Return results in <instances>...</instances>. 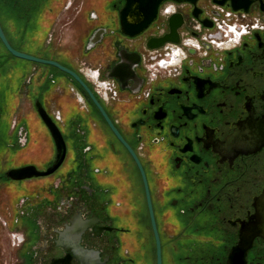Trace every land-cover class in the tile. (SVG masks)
<instances>
[{"label":"flooded vegetation","instance_id":"obj_1","mask_svg":"<svg viewBox=\"0 0 264 264\" xmlns=\"http://www.w3.org/2000/svg\"><path fill=\"white\" fill-rule=\"evenodd\" d=\"M110 1L113 18L96 12L89 0H0V25L11 46L40 59L46 57L31 49L36 39L40 51L45 42L36 22L58 5L72 12L70 24L98 25L84 49L90 64L76 70L54 61L81 75L127 144L70 76L14 57L0 40V230L21 238L11 239L13 263L159 264L161 254L162 264H264V31H251L223 52L208 43L200 51L183 45L188 38L201 41L222 11L241 15L245 24H264V0L167 1L136 38L121 33L126 1ZM170 4L178 10L165 18L162 10ZM176 14L185 21L180 43L149 49L150 39L170 32ZM99 29L107 31L103 41L89 50ZM174 45L186 56L151 75V66ZM122 50L141 59L130 89L108 78ZM46 68L73 83L81 113L68 131L70 141L63 134L61 167L50 176L17 180L16 171L43 173L57 159L40 113L42 107L62 125L61 111L47 108V84L56 82L51 75L47 80ZM95 72L110 82L106 97L91 80ZM47 132L55 147L49 162ZM242 247L245 252H237Z\"/></svg>","mask_w":264,"mask_h":264},{"label":"water","instance_id":"obj_2","mask_svg":"<svg viewBox=\"0 0 264 264\" xmlns=\"http://www.w3.org/2000/svg\"><path fill=\"white\" fill-rule=\"evenodd\" d=\"M126 4L120 12V27L121 33L128 38H136L142 33H144L149 27L157 20L160 7L163 3L167 1H174L176 3H191L196 5L199 0H125ZM235 10L243 9L239 6L233 4ZM200 11L195 10L194 15L198 17ZM185 24L184 18L181 14L173 15L169 20L170 32L162 38H153L148 41L147 47L151 50H157L164 47L168 43L179 44L180 34L179 30ZM205 25L211 27L212 25L209 22H205ZM105 29L97 30L89 40L88 49L91 50L97 47L102 43L104 35L106 34ZM0 40L5 45L6 49L16 58L29 61L35 64H42L50 67L57 68L61 72L70 76L85 92L86 96L89 98V101L94 104V106L101 113L106 123L116 135V137L127 146L126 142L123 140L122 136L116 129L115 125L107 115L104 107L102 106L100 100L96 97L93 90L88 86L85 80L81 77L79 73L74 70H71L59 62L54 60L40 59L34 56H30L21 52L16 51L11 44L9 43L2 26L0 25ZM120 61L112 68L111 72L108 75L109 79H114L119 81L122 84L123 89H130L128 87L129 82H134L136 85V68L140 65V56L136 53H129L126 50L119 52ZM133 90V89H132ZM140 89H135L133 92H139ZM39 106V105H38ZM40 113L43 117L46 126L55 142L57 148V159L55 164L49 168L46 172L39 173L35 168H24L16 171L12 174L14 179L23 180L27 178H33L38 176H50L54 174L63 164L66 153L67 145L64 139L63 133L48 111H45L40 107ZM152 219L155 226L154 215L152 213ZM261 233V232H260ZM249 242V241H248ZM248 249V248H247ZM245 252V248H239L237 252ZM159 264H162L161 254L159 259ZM239 264H245V261H242Z\"/></svg>","mask_w":264,"mask_h":264},{"label":"rangeland","instance_id":"obj_3","mask_svg":"<svg viewBox=\"0 0 264 264\" xmlns=\"http://www.w3.org/2000/svg\"><path fill=\"white\" fill-rule=\"evenodd\" d=\"M109 1L110 0H91L90 2L89 0V3H91L90 5L96 10V12L98 11L102 16L106 14V15L111 16V18H113L114 13L111 10ZM90 5L88 7L92 8ZM88 11H91V10H88ZM71 15H72V12H70V10L68 11V8H66L65 6H62V4L55 7L53 14L47 13V15H42L41 19L38 22H36L38 25L36 27V34L40 37L41 36L45 37L44 46L41 48V51H40L39 40L36 39V43L34 46L31 47V49L35 52L42 53V55L47 57L48 59L50 58L57 59L58 61L62 63H66V64H68V59L71 56H75V57L79 56V58H81L83 55L85 46H86V42L85 40L80 41V38L84 37V34L90 33L89 31H92V29L95 26L93 24H88V25L84 24L83 30H80L78 32L76 27H74L76 25H73V26L70 25L69 20L74 18V16H72L71 18ZM115 25L118 27L117 21ZM14 26H15V31L22 32V28H23L22 24L15 23ZM116 26L112 25V28H115ZM40 37L38 38L41 39ZM21 62L24 63V61H21ZM79 65L81 66V62H79ZM89 67L91 66L86 65L83 68L86 70ZM49 69H52V68H49ZM52 70L54 71L55 69H52ZM46 73H47L46 76L48 80V78L50 77V73L48 72ZM35 75H36L35 71L31 72V77L33 81H34ZM47 86L50 91L48 93H51V92L53 93L54 91L53 88H55V86L49 83L47 84ZM50 111L51 112L56 111L55 107L51 106ZM60 127H61V130L64 136L67 138L68 141H70V137L68 136V131H70V129L68 130L66 127H63V124L60 125ZM50 150L52 149L50 148ZM49 160L47 161L49 162ZM1 230H0V264H14L12 259H14L15 251L12 247V241H11V239L13 238H11L8 233L1 231ZM13 240H17V239H13Z\"/></svg>","mask_w":264,"mask_h":264},{"label":"built area","instance_id":"obj_4","mask_svg":"<svg viewBox=\"0 0 264 264\" xmlns=\"http://www.w3.org/2000/svg\"><path fill=\"white\" fill-rule=\"evenodd\" d=\"M178 10L176 5L170 4L164 7L162 15L168 18L172 14H175ZM241 15L234 13L233 11H222L219 17H213V23L215 25L213 30H205L202 40H196L194 38H188L183 41V45L186 48H194L201 50L202 43L210 44L214 50L223 52L236 47L244 37L249 35L251 31H264V24L259 21L254 22L252 25L241 22ZM199 32L200 27H197ZM186 56L184 48L174 45L171 53L167 54V57L160 59L154 65L151 66L150 74H153V70L168 71L174 66L180 63L181 59ZM178 60V63H174ZM91 80L94 81L96 91L100 96L106 97L111 92L110 82H103L99 80L98 73L91 74ZM59 120V114L57 116ZM17 238L18 243L20 237L17 234L14 235V239Z\"/></svg>","mask_w":264,"mask_h":264},{"label":"crops","instance_id":"obj_5","mask_svg":"<svg viewBox=\"0 0 264 264\" xmlns=\"http://www.w3.org/2000/svg\"><path fill=\"white\" fill-rule=\"evenodd\" d=\"M70 25L72 26L76 25L74 27H76L78 32L80 30H83V27H84V23L81 21L77 22L76 24H70ZM93 25L95 27L92 29V31L98 28L97 24H93ZM92 31H90V33L87 35L84 34V37L80 38V41L85 40V42H87L88 35H90ZM46 59L48 58L46 57ZM51 59L56 60V59L50 58V60ZM79 62H81V66L79 65ZM82 63L83 64L91 63V60L86 58L85 52H83V55L81 58H79V56L78 57L71 56L68 59L69 65L66 63H63V64L68 65L69 67H72L76 70L77 69L82 70ZM46 71L50 73L51 76L54 77V80H56V83L53 84V86H55V88H53L54 89L53 93L52 92L48 93L50 92L49 89L47 92V108L48 110H50V107L52 106V107H55L56 110H60L62 113V117H63L62 119L63 127H66L69 130L72 125V122L75 121L79 117V114L81 113L80 108L82 107H81L80 99H79L80 96L77 93L75 86L68 78L61 76L60 74L56 73L55 71L49 68H46ZM46 148H47V160L50 159L49 161H51L53 157V148L55 147H54V142L49 132H47V137H46ZM50 148L52 150H50Z\"/></svg>","mask_w":264,"mask_h":264}]
</instances>
